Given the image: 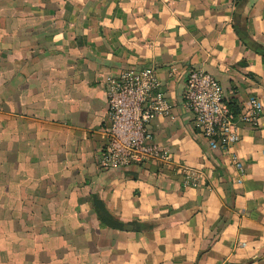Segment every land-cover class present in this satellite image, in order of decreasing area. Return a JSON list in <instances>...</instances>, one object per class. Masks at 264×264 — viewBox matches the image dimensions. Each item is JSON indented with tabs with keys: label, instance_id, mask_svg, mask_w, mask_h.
<instances>
[{
	"label": "crops",
	"instance_id": "0c3cea01",
	"mask_svg": "<svg viewBox=\"0 0 264 264\" xmlns=\"http://www.w3.org/2000/svg\"><path fill=\"white\" fill-rule=\"evenodd\" d=\"M252 44L264 49V0H0V264H264V107L257 124L239 122V182L184 98L197 67L241 113L264 104ZM145 65L172 103L155 141L202 169L197 184L100 163L105 78ZM94 197L123 227L102 222Z\"/></svg>",
	"mask_w": 264,
	"mask_h": 264
},
{
	"label": "built area",
	"instance_id": "2783aa9c",
	"mask_svg": "<svg viewBox=\"0 0 264 264\" xmlns=\"http://www.w3.org/2000/svg\"><path fill=\"white\" fill-rule=\"evenodd\" d=\"M108 120L102 126V167H125L142 163L156 164L182 173L186 183L197 184L204 177L201 168L177 160L169 148L155 141L152 123L159 115H171L172 103L155 65L127 66L105 78ZM186 105L194 112L196 127L210 139L213 147L229 152L237 167V181L245 168L233 145L240 137V121L255 125L264 104L251 99V110L234 116L222 83L211 72L190 68L184 89Z\"/></svg>",
	"mask_w": 264,
	"mask_h": 264
},
{
	"label": "trees",
	"instance_id": "16d2710c",
	"mask_svg": "<svg viewBox=\"0 0 264 264\" xmlns=\"http://www.w3.org/2000/svg\"><path fill=\"white\" fill-rule=\"evenodd\" d=\"M238 33L241 36V32H239V29H238ZM256 49H258V51H260L264 55L263 47L257 46ZM239 63L240 64H245V63H247V60L246 59H242V60H240ZM226 98H227L229 107L231 109V112L234 114V116H238L239 114H241V106H240L238 100L236 98H234V97H231V98L226 97ZM137 165L143 166L144 164L138 163ZM93 201H94V205L97 206L98 209H100V211H106V210H104L105 204H104V202L102 200L94 197ZM113 217H114V219H113ZM102 222H104V223L108 222L109 224L114 225V226H118V227H120V226L123 227V225H124V223H123L124 221L118 219V217H116V216L110 215L107 211H106V213L102 214ZM130 223H132L133 226L141 225L140 224L141 222L139 220H132V221H130ZM221 228H222V226H219L217 228V230L221 231Z\"/></svg>",
	"mask_w": 264,
	"mask_h": 264
},
{
	"label": "water",
	"instance_id": "95a60500",
	"mask_svg": "<svg viewBox=\"0 0 264 264\" xmlns=\"http://www.w3.org/2000/svg\"><path fill=\"white\" fill-rule=\"evenodd\" d=\"M255 48L257 47L256 44H252Z\"/></svg>",
	"mask_w": 264,
	"mask_h": 264
}]
</instances>
